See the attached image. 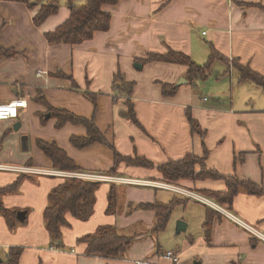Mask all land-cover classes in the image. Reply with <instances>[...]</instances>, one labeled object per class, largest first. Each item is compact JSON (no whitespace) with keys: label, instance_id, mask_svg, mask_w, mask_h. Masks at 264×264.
<instances>
[{"label":"crops","instance_id":"obj_1","mask_svg":"<svg viewBox=\"0 0 264 264\" xmlns=\"http://www.w3.org/2000/svg\"><path fill=\"white\" fill-rule=\"evenodd\" d=\"M86 1L29 0L34 4L30 8L15 0H0V49L13 53L0 56V106L15 100L26 102L16 119L0 121V165L48 173L30 174L16 191L1 195L4 208L24 216L17 218L21 222L14 229L0 216V261L10 248L18 247L23 249L18 264H171L162 258L171 250L178 256V264H264V242L217 210L264 236V88L241 81L236 68L219 60L213 62L206 79L193 82L186 79L184 65L143 61L148 54L172 51L203 66L213 48L228 61L236 60L264 78V0H120L103 7L110 14L108 31L97 32L90 41L75 46L49 44L45 35L67 21L70 6H82ZM52 2L58 5V12L36 26L33 18L39 7ZM116 75L134 85L130 101L138 125L122 115L127 111L126 97L117 92L121 83L115 82ZM180 81L184 83L177 86ZM161 83L174 85L175 96L164 98ZM49 108L92 119L119 156L145 159L154 168L120 164L112 169L115 157L109 147L95 143L75 148L70 140L86 137L85 127L71 123L56 127ZM186 110L200 134L191 132ZM10 126L22 130L27 150L18 143V133L11 135ZM37 141L54 143L79 171L54 169L37 148ZM205 152L206 169L220 179L170 185L194 197L160 188L169 184L162 180L157 166L188 155L202 159ZM73 173L99 174L118 181L94 182L99 186L90 218L82 222L66 214L69 227L61 229L62 246L56 247L45 229L43 213L49 192L72 179L69 175ZM18 178L19 173L0 170V190ZM228 178L250 183L260 194L240 187L231 205L210 198L208 193L228 191ZM112 188L117 206L110 215ZM188 202L199 207L194 210L197 215H191L199 227L194 228L195 235L189 234L170 250L155 246L152 236H147L154 235L155 214L140 206L174 203L167 229L173 211L186 208ZM208 217L209 241L205 232ZM175 220L186 224L182 232L194 226L184 217ZM101 226H114L122 236H128L124 231L131 228L141 245L131 246L121 259L85 255L86 246L77 240Z\"/></svg>","mask_w":264,"mask_h":264},{"label":"trees","instance_id":"obj_2","mask_svg":"<svg viewBox=\"0 0 264 264\" xmlns=\"http://www.w3.org/2000/svg\"><path fill=\"white\" fill-rule=\"evenodd\" d=\"M16 2L26 4L32 8L29 0H15ZM120 0H87L85 5L70 6V15L67 21L60 25L55 31L45 35L46 41L51 45L66 44L75 46L84 42L90 41L97 32H106L110 26V14L103 10L104 6H113ZM169 0H166V2ZM58 12V5L55 2L41 5L37 10L33 22L36 26L44 22L48 17L55 15ZM12 52L0 49V56H12ZM219 60L227 66L236 68L240 74L241 81H250L264 88V78L253 73L249 68L241 66L236 60L228 61L226 58L218 54L213 48L210 49L208 61L203 66L194 64L189 57L169 51L165 55L148 54L143 61L146 63L161 62L164 64H178L187 67L186 79L193 82L196 79L204 80L209 76L211 65L214 61ZM226 75V73H224ZM118 77L120 86L117 92L126 97L125 106L127 111L122 113L123 116L131 120L135 125H138L133 104L130 97L134 85L132 83H124ZM162 96L164 98L174 97L177 88L174 85L160 84ZM37 101V100H36ZM38 101L42 99L38 98ZM51 117L57 120L56 127H61L66 123L82 125L87 131V136L84 138H71V144L77 149L86 148L92 144L99 143L109 147L114 152V167L116 169L120 164L132 167H140L146 169L154 168L153 164L145 159L136 157L135 159L121 157L116 151L104 140L93 120L76 117L64 110H55L49 108ZM186 119L192 133L200 134L197 123L191 118L190 111L185 112ZM37 148L52 162V166L56 170L64 172H78L79 169L67 155L60 150L54 143H45L37 141ZM204 158L198 159L193 155H188L178 162H168L157 166L158 172L162 175V180L169 184L175 185L183 181H195L203 179H220V176L214 171H208L205 167ZM115 171H111L114 174ZM30 177L26 174H19V178L9 187L0 190V197L6 192L13 193L19 187L21 181ZM228 191L225 194L208 193L210 198H214L217 202L228 203L231 205L233 196L237 193L240 187H244L247 192L259 195L260 192L250 183H241L236 179L228 178L226 180ZM99 184L78 179H65L60 185L52 189L48 196V206L44 210L43 219L45 229L50 237V240L56 247L62 246L61 229L69 227L65 215L71 214L74 218L85 222L87 221L94 209V194L98 189ZM109 207L107 212L110 215L115 214L117 199L114 188L110 190L108 195ZM141 209L152 211L155 214L156 223L153 230L154 235L160 234L166 229L171 212L174 208V203L169 205L160 204H142ZM17 210L11 211L4 208L0 199V216L3 217L10 229L21 222L17 219ZM19 221V222H18ZM209 217L206 219L205 232L206 240H210L209 236ZM79 244L86 246L85 255L92 257H100L103 259H121L130 249L132 242L127 236H122L118 233L114 226L98 227L93 233L85 235L77 240ZM23 249L14 247L10 248L5 260L0 261V264H18Z\"/></svg>","mask_w":264,"mask_h":264},{"label":"built area","instance_id":"obj_3","mask_svg":"<svg viewBox=\"0 0 264 264\" xmlns=\"http://www.w3.org/2000/svg\"><path fill=\"white\" fill-rule=\"evenodd\" d=\"M19 108H26V102L22 100H15L9 104L6 105H1L0 106V121H5V120H11V119H16L18 116V110ZM0 170L2 171H11V172H16L19 174H48L47 172L31 169V168H15V167H5L0 165ZM70 177L78 180H83V181H88V182H117L118 180L112 177L108 176H102L99 174H90V173H73L69 175ZM157 186V184H154ZM160 188L164 189H171L174 190V192H178L183 195H188V197H194V195H191V193L182 191V190H176L170 185H162ZM215 209H217L215 207ZM220 212L222 211L223 214L229 218L233 223L236 225L240 226L243 228L245 231H247L250 235L256 237L257 239L261 240L264 242V236H262L257 230H255L252 227L247 226L246 224L240 222L237 220L235 217L231 216L229 213L225 212L224 210L217 209ZM163 259L167 260L171 264H178L179 258L177 255H175L173 252H165L163 254ZM139 264V263H137Z\"/></svg>","mask_w":264,"mask_h":264},{"label":"rangeland","instance_id":"obj_4","mask_svg":"<svg viewBox=\"0 0 264 264\" xmlns=\"http://www.w3.org/2000/svg\"><path fill=\"white\" fill-rule=\"evenodd\" d=\"M9 128H10L11 135L18 133V135H17L18 143L22 144V139L25 137V135L21 134L22 130L21 129L15 130V127H13V126H10ZM0 150H1V144H0ZM24 153H26V152H24ZM0 163H2V162L0 161ZM120 199H121V197H120ZM122 206H123V202L121 200L120 204H119V208H121ZM196 208H199V207L195 206L194 203H192V202H188L186 208L183 206L177 207L172 213L170 223H169L166 230L162 231L158 235H151L150 234L147 236H149V237L152 236L155 246H157V244L162 246V247L166 246V247H164V250H168V249L170 250L172 248L171 246H174L175 243L179 244L181 241H183V238H185L186 236H188L191 233L194 234V230H195L194 228H197V229L199 228V227H196L195 220H193V218H191L192 214L197 215L194 211ZM175 217H184L185 219L192 222V225H194V226L191 227V230H189L187 232L177 233L178 224L179 223L185 224V223L182 221H179V220H177L178 221L177 222L175 220ZM124 233H125V235H128L127 237H129L131 239V242H132L131 246H140L141 245L139 243V241H142V240H138L139 236H136L137 234L133 233L131 228H129L128 230H125ZM157 238H158V243L156 241ZM171 251L173 253H175L173 250H171Z\"/></svg>","mask_w":264,"mask_h":264},{"label":"water","instance_id":"obj_5","mask_svg":"<svg viewBox=\"0 0 264 264\" xmlns=\"http://www.w3.org/2000/svg\"><path fill=\"white\" fill-rule=\"evenodd\" d=\"M135 67H137V68H139V69L142 68V66L139 65V64H135ZM182 83H184V82H182V81L178 82L177 86H180V84H182ZM27 144H28V140H27L26 137H24V138L22 139V149H23V150H27ZM23 216H24L23 213H18V214H17V218H18L19 220H22V219H23ZM185 226H186L185 224H183V223H179L178 226H177V233H180V232L184 231V229H185L184 227H185Z\"/></svg>","mask_w":264,"mask_h":264}]
</instances>
